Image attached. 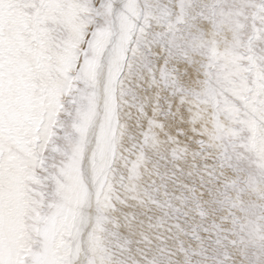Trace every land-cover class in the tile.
<instances>
[{
	"label": "snow or ice",
	"instance_id": "snow-or-ice-1",
	"mask_svg": "<svg viewBox=\"0 0 264 264\" xmlns=\"http://www.w3.org/2000/svg\"><path fill=\"white\" fill-rule=\"evenodd\" d=\"M0 264H264V0H0Z\"/></svg>",
	"mask_w": 264,
	"mask_h": 264
}]
</instances>
